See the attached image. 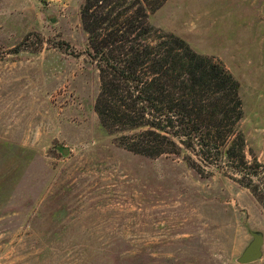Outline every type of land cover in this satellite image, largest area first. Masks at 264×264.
Here are the masks:
<instances>
[{
  "label": "rangeland",
  "instance_id": "374dc122",
  "mask_svg": "<svg viewBox=\"0 0 264 264\" xmlns=\"http://www.w3.org/2000/svg\"><path fill=\"white\" fill-rule=\"evenodd\" d=\"M82 3L0 0V264H238L248 230L264 264L244 186L264 192V0H167L150 18L239 83L233 168L136 155L100 126Z\"/></svg>",
  "mask_w": 264,
  "mask_h": 264
},
{
  "label": "trees",
  "instance_id": "16d2710c",
  "mask_svg": "<svg viewBox=\"0 0 264 264\" xmlns=\"http://www.w3.org/2000/svg\"><path fill=\"white\" fill-rule=\"evenodd\" d=\"M166 1L83 0L79 19L98 71L99 124L136 155H198L206 163L222 155L231 168L246 166L239 83L220 62L151 24ZM251 184L244 186L264 204V192Z\"/></svg>",
  "mask_w": 264,
  "mask_h": 264
},
{
  "label": "water",
  "instance_id": "95a60500",
  "mask_svg": "<svg viewBox=\"0 0 264 264\" xmlns=\"http://www.w3.org/2000/svg\"><path fill=\"white\" fill-rule=\"evenodd\" d=\"M51 22L53 23L54 19H52ZM61 153L63 156H65L67 154V149H61ZM248 233L252 239L237 257L236 262L238 264H251L261 260L263 257V234L259 231L251 230H248Z\"/></svg>",
  "mask_w": 264,
  "mask_h": 264
}]
</instances>
